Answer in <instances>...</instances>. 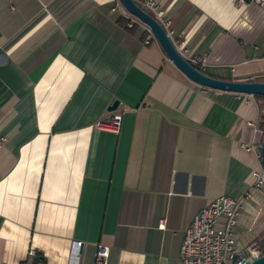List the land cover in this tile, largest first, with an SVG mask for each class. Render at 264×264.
Wrapping results in <instances>:
<instances>
[{
	"label": "crops",
	"instance_id": "1",
	"mask_svg": "<svg viewBox=\"0 0 264 264\" xmlns=\"http://www.w3.org/2000/svg\"><path fill=\"white\" fill-rule=\"evenodd\" d=\"M155 2L204 73L264 80V3ZM130 18L118 0H0V264L88 263L99 244L107 264H180L195 214L250 190L255 97L191 82ZM115 111L117 133L93 128ZM251 194L238 248L264 235V189Z\"/></svg>",
	"mask_w": 264,
	"mask_h": 264
},
{
	"label": "built area",
	"instance_id": "2",
	"mask_svg": "<svg viewBox=\"0 0 264 264\" xmlns=\"http://www.w3.org/2000/svg\"><path fill=\"white\" fill-rule=\"evenodd\" d=\"M239 1L243 2L244 0ZM248 1L259 5L264 3V0ZM142 8L152 11L160 18V20H157L164 27L167 20L163 18L155 0H142ZM135 21L136 19L130 18L128 26H132ZM147 32L149 35L145 39L146 44L149 43V39L152 37L148 29ZM200 61L204 60L201 59ZM122 114L121 111L112 112L107 119L97 120L93 124V128L99 131L117 133L120 129ZM259 144L257 145L258 152ZM246 149L249 148L246 147ZM253 177L254 180L250 190L243 195L238 197L220 195L195 214L183 234L180 245V264H243L244 261L260 254L256 245H249L245 248L236 247L233 238V228L236 225L237 217L243 210L244 201L252 198L251 189H264L262 170L253 172ZM219 222H222L221 226H219ZM81 245L82 242L80 241L73 242L71 251L78 253ZM108 255V247L99 244L92 262L78 264H107ZM28 256L36 257V254L30 250Z\"/></svg>",
	"mask_w": 264,
	"mask_h": 264
},
{
	"label": "water",
	"instance_id": "3",
	"mask_svg": "<svg viewBox=\"0 0 264 264\" xmlns=\"http://www.w3.org/2000/svg\"><path fill=\"white\" fill-rule=\"evenodd\" d=\"M123 9L131 16L136 18L151 32L168 60L191 82L213 90L231 92L235 94H244L252 96H264V80H224L212 77L184 58L167 34L162 24L146 10L140 7L134 0H118ZM119 105L115 100L107 107V111H114ZM259 164L264 174V135L259 144ZM243 264H264V253L257 257H252L243 262Z\"/></svg>",
	"mask_w": 264,
	"mask_h": 264
},
{
	"label": "trees",
	"instance_id": "4",
	"mask_svg": "<svg viewBox=\"0 0 264 264\" xmlns=\"http://www.w3.org/2000/svg\"><path fill=\"white\" fill-rule=\"evenodd\" d=\"M141 7V6H140ZM147 11V10H146ZM151 16H153L149 11H147ZM129 15V14H128ZM130 17L134 18L133 16L129 15ZM154 17V16H153ZM155 18V17H154ZM136 19V18H134ZM137 20V19H136ZM138 21V20H137ZM118 22H120V24H122L121 22H123V25H125L124 23L126 22L124 19H119ZM135 27V25H133L131 28H129V30H132ZM146 35V33L143 34L144 38ZM196 68H198L199 70H201L198 66L194 65ZM202 71V70H201ZM203 72V71H202ZM256 101H257V105L259 108V113H258V121H257V128L258 130L261 132L262 136L264 135V96H254ZM256 247L258 249V251L260 252V254L264 253V235H262L260 238H258L257 243H256ZM40 259L39 256H37L36 260ZM34 260V261H36Z\"/></svg>",
	"mask_w": 264,
	"mask_h": 264
},
{
	"label": "rangeland",
	"instance_id": "5",
	"mask_svg": "<svg viewBox=\"0 0 264 264\" xmlns=\"http://www.w3.org/2000/svg\"><path fill=\"white\" fill-rule=\"evenodd\" d=\"M261 217L264 218V207L262 208Z\"/></svg>",
	"mask_w": 264,
	"mask_h": 264
}]
</instances>
